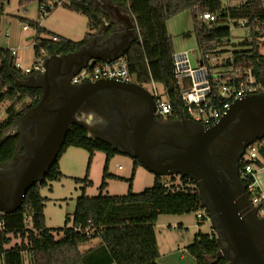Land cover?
Instances as JSON below:
<instances>
[{
    "label": "trees",
    "instance_id": "16d2710c",
    "mask_svg": "<svg viewBox=\"0 0 264 264\" xmlns=\"http://www.w3.org/2000/svg\"><path fill=\"white\" fill-rule=\"evenodd\" d=\"M10 0H0V16L3 7ZM127 9L133 18L138 36L131 41L122 58L126 62L128 74L138 85L160 84L167 98L179 108L178 89L174 79L172 55V38L166 31V22L178 14L188 11L192 19V32L196 45L203 52L204 45L227 36L223 29L206 31L199 22L203 12H216L221 9L219 0H107ZM29 0H19L25 5ZM68 10L81 14L87 19L86 30L82 40L73 42L59 38L56 43L49 40L50 36L38 23L28 22L35 30V54L43 50L47 55L68 54L88 44L93 32L102 27V14L89 0H69ZM233 19L246 20L252 28L264 22V8L261 0H245L243 5L229 9ZM113 30L109 33L111 34ZM107 32V34H109ZM185 37L190 34L186 33ZM264 46V36L252 30L251 42L235 52L243 55L246 67H251L257 80L264 69V56L259 48ZM14 57L7 49H0V103L8 102L6 117L0 123V138L3 132L19 119L40 99L41 90L18 85L23 76L13 68ZM24 99L29 104L22 111H15ZM264 142V137L260 142ZM18 135L7 136L0 144V165L11 161L15 155ZM255 146L259 158L264 162V145ZM74 147L88 153V162L81 196L76 200L71 219L66 215L64 227L58 230L46 228L43 215V198L39 189L48 183L61 178L58 159L66 149ZM95 152L105 155L104 172L100 184V193L96 197L85 196L88 186V170ZM107 143L89 140L85 131L72 125L64 137L62 146L53 163L49 166L43 179L32 186L24 196L21 206L12 214H0V264H157L155 222L159 215L180 216L204 210L198 197L197 183L187 176L179 177L176 185L162 181V177L154 176L150 188L140 194H131V184L127 195L121 197L103 196L106 188L105 180L108 161L117 154ZM260 166L259 161L257 162ZM140 166L134 160L133 170ZM173 177L169 179L172 180ZM75 182H80L75 180ZM131 182V179L129 183ZM244 182V181H243ZM253 183L248 176L244 182L247 186ZM191 185V187H190ZM197 191H196V188ZM260 209V207H259ZM27 218L31 226H27ZM71 222V226L67 224ZM88 231V233H86ZM62 236L55 239L54 233ZM93 238L99 243L85 252L79 247ZM12 239H18L9 248H4ZM220 245L214 234L197 233L193 243L186 248L195 264H225V260H216Z\"/></svg>",
    "mask_w": 264,
    "mask_h": 264
},
{
    "label": "water",
    "instance_id": "95a60500",
    "mask_svg": "<svg viewBox=\"0 0 264 264\" xmlns=\"http://www.w3.org/2000/svg\"><path fill=\"white\" fill-rule=\"evenodd\" d=\"M124 19L126 23L125 31L120 35L119 40L110 39L97 45L95 37L91 42L73 53L61 55L54 53L47 57L44 63V72L40 75L44 78L45 86H30L28 81L16 82L20 86L41 90L37 105L34 109L26 112L21 120L29 119L32 111L37 108L43 109L44 106L59 103V97L62 98V101L60 106L51 111L44 108L47 115H54L53 120L45 124L38 132V146L33 151L32 156L16 172L17 176L7 182V186H12L11 202L3 203L0 199V214L14 213L21 206L27 191L43 179L49 166L56 159L64 137L72 125H76L88 133V119L93 118L90 106V100L93 96L121 91L129 92L153 102L152 95L135 82L101 79L75 86L69 84L70 78L87 65L92 67L98 61L110 62L122 57L129 43L136 40L134 20L129 15L125 16ZM63 61H65L64 66ZM62 69H67L69 72L66 79L62 78L64 76ZM260 81L264 87V72L260 75ZM242 111L247 112L244 119L247 126L245 136L251 137V141L243 145L244 148L264 137V90L261 93L244 96L232 102L222 118L208 127L201 126V129L193 136L189 144L182 148L180 153L170 158L154 161L146 155L144 136L152 115L148 116L144 123H141L137 140L134 141V151L131 154L123 149L118 151L129 154L140 166L154 176H187L195 181L198 187V197L204 209L208 212L210 225L214 228L213 217L215 215L223 230L226 244L233 255L231 264L236 262H241V264H264V256H261L252 238V232L245 223L244 210L233 192V187L215 164L213 156L209 152V145L213 138ZM184 121L193 123L183 111L180 122ZM254 126H257L256 130L253 129ZM11 127L7 129L1 142L11 135L9 134V131H12ZM86 137L92 141L96 140L90 137L89 134H86ZM103 142L115 149L110 142L106 140H103ZM1 178L0 176V182L2 181L3 184L4 181ZM203 198L208 200L204 202ZM256 212L257 208H254V213ZM217 238L221 247L225 245L224 242H221L218 234Z\"/></svg>",
    "mask_w": 264,
    "mask_h": 264
},
{
    "label": "rangeland",
    "instance_id": "374dc122",
    "mask_svg": "<svg viewBox=\"0 0 264 264\" xmlns=\"http://www.w3.org/2000/svg\"><path fill=\"white\" fill-rule=\"evenodd\" d=\"M19 0H10L4 6V13L1 17L0 23V49H9L15 43L14 48H18L17 56H19L23 65H29L32 61V50L30 48L31 42H29L28 50L23 49V37L25 35L32 34L33 31L28 27L26 31H21L20 25H28V22H35L44 28L46 32L55 35H61L64 38L78 42L83 39L86 30L87 19L78 13L72 12L66 8V6H58L50 12L47 17H38V7L36 0H30L27 4L18 7ZM263 2L264 8V0ZM93 5L97 6L100 0H92ZM235 5V3H230ZM24 9L22 14L20 11ZM7 14L21 17L23 20H19L6 16ZM168 30L172 35V47L174 53H178L181 50L190 49L191 54L188 58L192 66L195 65V61L198 59V51L195 38L193 34L189 37H182L181 32L186 29L188 32H192V19L188 11H184L177 16L171 18L168 22ZM108 27V31H110ZM7 30L9 37L4 38L3 33ZM242 31L236 30L232 32L233 43L237 44L238 36H241ZM13 48V47H12ZM260 52L264 55V46L260 47ZM27 82V80H23ZM152 96H157L161 101L165 100V91L162 85L152 84L143 85ZM29 104L28 99H24L15 111H22ZM9 106L8 102L0 103V121L6 117L5 110ZM26 113V112H25ZM7 129L3 132H5ZM12 131H9L11 134ZM264 145V142H260ZM259 144H255L252 147L255 148ZM120 150V148H117ZM23 149L17 155L16 163L23 156ZM259 157V156H258ZM261 164L254 170V179L257 182V188L264 191V162L259 158ZM88 162V153L80 148L70 147L59 157L58 165L61 178L57 181H53L47 184L46 187L39 189V194L43 198V215L45 226L51 230H58L64 227V219L67 215L71 219V215L74 211L76 200L81 196L82 188L84 187V178L86 174ZM134 159L125 152L118 151L107 164L106 172L109 176L105 180L106 188L102 191L103 196L109 197H121L125 196L129 190V184H131V194H140L144 190L150 188L154 181V175L144 169L142 166H137L133 170ZM105 155L102 152H95L88 170V186L85 187V196L88 198L96 197L100 193V184L104 172ZM131 179V182L129 183ZM79 180L80 182H75ZM164 183L170 184L171 182L178 183L179 177L174 176L172 180L169 177H162ZM171 181V182H170ZM191 187V185H190ZM192 188V187H191ZM196 188V186H195ZM198 188V187H197ZM196 188V191H197ZM154 226L156 237V248L158 251L157 264H166L163 259L164 254L174 250H181L190 256L186 248L190 246L195 235L199 232L201 234H214L213 227L210 225L208 215L204 210H199L196 213L184 214L180 216L171 215H159L157 217ZM203 219L202 224H198V220ZM175 224L173 229H169L168 225ZM179 224H183L186 228H179ZM27 226L30 227V220L27 218ZM71 226V222L67 224V227ZM62 236L61 232L54 233L55 239ZM98 242V238H93L87 243L82 244L79 247L80 252H85ZM19 243L18 239H12L11 245ZM191 257V256H190ZM159 259H161L159 263ZM193 259V258H192ZM194 260V259H193ZM195 264V262H194Z\"/></svg>",
    "mask_w": 264,
    "mask_h": 264
},
{
    "label": "flooded vegetation",
    "instance_id": "af4514ba",
    "mask_svg": "<svg viewBox=\"0 0 264 264\" xmlns=\"http://www.w3.org/2000/svg\"><path fill=\"white\" fill-rule=\"evenodd\" d=\"M64 62L63 66L65 65ZM61 71L64 75L62 78L66 79L69 72L67 69H62ZM131 82L134 81L132 80ZM28 84L30 86H45L44 78L40 77V75L31 78ZM152 97L153 102L129 92L121 91L93 96L90 100L93 118H90L87 127L88 133L84 130L85 133L97 141L103 142V140H106L110 142L116 150L120 148L131 154L134 151V141L137 140V133L142 125L141 123H144L148 116L152 115L144 136L146 155L154 161H162L180 153L182 148H185L193 136L199 132L201 126L189 121L180 122L181 118L178 121L176 108L166 117L157 115V99L154 96ZM58 100L60 101L59 103L44 106L43 109L37 108L32 111L29 119L21 120L24 113L11 125L12 133L9 136L18 135V142L13 159L0 165L1 180L6 183L2 184V181L0 182V199L3 203L11 202L12 186H7V182L17 176L16 172L32 156L33 151L38 146V132L41 131L45 124L53 120L54 115H47L44 108L47 111L57 108L60 106L62 98L59 97ZM97 102L98 104H96ZM37 103L26 112L34 109ZM246 116V111L239 112L232 121L220 130L209 145V152L213 156L215 164L224 173L233 187V192L244 210L243 217L245 223L252 232V238L261 256H264V209L260 210L250 203V195L240 176L241 161L245 152L249 147L261 140L258 139L243 148L245 143L251 141V137L245 136L247 126L244 119ZM253 129L256 130L257 126H254ZM3 137L4 134L0 138V144L3 142H1ZM21 149L24 151L23 156L16 163L17 155ZM207 200V198H203L204 202ZM254 208H257L256 213H254ZM206 213L208 215L207 211ZM213 226L215 237L217 238L218 234L221 242L225 243L221 247L220 241L217 238L220 250L216 260L223 258L225 264H231V257L233 255L231 249L226 244L223 230L215 215L213 217ZM235 264H241V262H236Z\"/></svg>",
    "mask_w": 264,
    "mask_h": 264
},
{
    "label": "built area",
    "instance_id": "2783aa9c",
    "mask_svg": "<svg viewBox=\"0 0 264 264\" xmlns=\"http://www.w3.org/2000/svg\"><path fill=\"white\" fill-rule=\"evenodd\" d=\"M212 1V0H207ZM221 9L216 12L206 11L199 15V22L204 25L206 31L223 29L227 36L217 41H212L204 46L208 48L202 51L197 46L199 53L195 65L189 61L188 51L174 53L172 55L174 79L178 89V98L181 111L189 117V120L202 127H208L222 118L232 102L244 96L261 93L264 90L262 82L257 80L251 67H246L243 55L237 56L235 52L240 47L250 44L252 30L260 36H264V22L252 28L246 20L233 19L229 16V9L243 5L245 0H219ZM235 5H230V3ZM38 17H47L52 10L58 6H66L69 0H36ZM5 9L3 7L2 14ZM22 9L20 13H24ZM29 26L20 25L21 31H26ZM30 28V27H29ZM32 29V28H31ZM240 30L241 36L234 44L232 32ZM30 48L32 50V61L29 65H23L19 56L18 48L7 49L14 57L13 68L23 75H41L44 72V63L47 55L43 50L38 54L35 48V30ZM4 38L9 37L7 30L3 33ZM49 40L56 43L59 38L50 36ZM27 49V48H25ZM264 72V69L261 73ZM261 75V74H260ZM101 79H111L122 82H131L125 60L120 57L110 62L98 61L94 66L88 65L80 69L70 78L71 85H81L85 82H94ZM155 98L157 96H154ZM156 113L161 117L170 115L175 108L174 104L167 98L161 101L156 98ZM1 123V121H0ZM258 154L254 147H249L241 161V179L246 182L248 176L253 178V183L246 186L250 195V203L253 206L264 209V191L261 192L256 186L254 170L258 168ZM170 178V177H169ZM177 183H175L176 185ZM168 186V184H166ZM88 233V231L86 232Z\"/></svg>",
    "mask_w": 264,
    "mask_h": 264
},
{
    "label": "crops",
    "instance_id": "0c3cea01",
    "mask_svg": "<svg viewBox=\"0 0 264 264\" xmlns=\"http://www.w3.org/2000/svg\"><path fill=\"white\" fill-rule=\"evenodd\" d=\"M30 1V0H29ZM92 0H89V2L93 5V3L91 2ZM97 1H99V0H97ZM19 2V1H18ZM18 7H20V6H23V5H17ZM93 6H95V5H93ZM95 7H97L98 9H99V11H100V13L102 14V19H101V21H102V27L98 30V31H96V32H93V37L91 38V40L93 39V38H95L96 37V44L97 45H100V44H102L104 41H107V40H110V39H115L116 38V40H119V37H120V35L122 34V33H124V31H125V26H126V23H125V19H124V17L125 16H127V15H129V16H131L130 14H129V12H128V10L127 9H124V8H122V7H120L119 5H116V4H114V3H111V2H109V1H107V0H100V3L97 5V6H95ZM3 15V14H2ZM2 15L0 16V23H1V17H2ZM6 16H9V17H12V18H15V19H18L19 18V20H23L21 17H17V16H14V15H10V14H7ZM133 19V18H132ZM170 20V19H169ZM169 20L166 22V31H167V33L171 36V38H172V35H171V33L169 32V30H168V22H169ZM108 27H110L111 29H110V31L111 30H113L112 31V33L110 34L109 32L110 31H108ZM42 28V27H41ZM44 29V28H43ZM45 30V29H44ZM46 31V30H45ZM107 32L109 33V34H107ZM186 33H188V34H190L191 35V32H188L186 29H184L182 32H181V36L182 37H185L184 35L186 34ZM32 34H29V35H25L24 37H23V43H24V45H21V46H24V48L23 49H25V48H27L26 50H28V43L29 42H31V40H32ZM50 36H56V37H59V38H64L63 36H61V35H55V34H50ZM50 36H41L42 38H44V37H50ZM138 36V34H137V30H136V37ZM64 39H66V38H64ZM68 40V39H67ZM91 40H90V42H91ZM71 41V40H70ZM74 42V41H73ZM16 44V43H15ZM15 44L13 45V46H11V48L13 47H15ZM10 48V47H9ZM184 51H188L189 53H191V50L190 49H186V50H181V51H179V52H184ZM259 53L261 54V52H260V48H259ZM54 54V53H53ZM57 55H61V54H57ZM262 55V54H261ZM50 56V55H49ZM262 56H264V55H262ZM27 66V65H26ZM22 76H23V79L21 80V81H23V80H27V81H29L31 78H33V77H35L36 75H23V74H21ZM148 85H152V84H148ZM165 91V90H164ZM177 109V119H178V121L180 120V118H181V115H182V111H181V109H179V108H176ZM90 120V118L88 119V121ZM87 121V122H88ZM118 151V150H117ZM259 163L261 164V162H260V160H259ZM259 167V166H258ZM256 185H257V182H256ZM182 216V215H181ZM158 219V218H157ZM198 224L200 225V224H202L203 222H204V220L202 219H199L198 221ZM174 225L175 224H172V225H168V227H169V229H173V228H175L174 227ZM180 226H178L179 228H186V227H184V225L183 224H179ZM11 242H12V240H11ZM99 243V240H98V242L96 243V244H94L91 248H93V247H95L97 244ZM157 245V244H156ZM10 246H12L11 245V243L9 244V245H7V246H5L4 248H9ZM90 249V248H89ZM162 260H164L165 261V263L166 264H194V260L192 259V257H190V256H188L184 251L183 252H181V250H172V251H170V252H167L166 254H164V257H163V259ZM160 261H161V259H159V263H160Z\"/></svg>",
    "mask_w": 264,
    "mask_h": 264
}]
</instances>
